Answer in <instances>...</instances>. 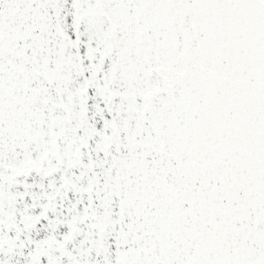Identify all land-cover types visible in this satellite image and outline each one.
Masks as SVG:
<instances>
[{
	"label": "snow or ice",
	"instance_id": "1",
	"mask_svg": "<svg viewBox=\"0 0 264 264\" xmlns=\"http://www.w3.org/2000/svg\"><path fill=\"white\" fill-rule=\"evenodd\" d=\"M0 264H264V0H0Z\"/></svg>",
	"mask_w": 264,
	"mask_h": 264
}]
</instances>
